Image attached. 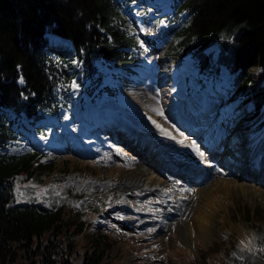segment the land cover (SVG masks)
Returning a JSON list of instances; mask_svg holds the SVG:
<instances>
[{
	"label": "trees",
	"instance_id": "trees-1",
	"mask_svg": "<svg viewBox=\"0 0 264 264\" xmlns=\"http://www.w3.org/2000/svg\"><path fill=\"white\" fill-rule=\"evenodd\" d=\"M137 1L0 0V264H111L107 232L89 233L97 209L76 207L54 161L28 148L19 128L46 131L36 121L68 110L72 83L84 103L109 92L106 69L134 72L140 40L125 10ZM171 2L172 13L159 17L175 31L166 54L191 57L199 82L224 69L229 102L253 101L256 116L264 108V0ZM48 33L68 39L74 56L55 53Z\"/></svg>",
	"mask_w": 264,
	"mask_h": 264
},
{
	"label": "rangeland",
	"instance_id": "rangeland-1",
	"mask_svg": "<svg viewBox=\"0 0 264 264\" xmlns=\"http://www.w3.org/2000/svg\"><path fill=\"white\" fill-rule=\"evenodd\" d=\"M164 2L142 0L143 8L139 9V15H132L131 32L141 39L140 59L133 68L134 73L121 70L117 79L108 75V82L116 89L113 98L104 97L96 103L88 102L83 107L82 101L73 95L70 111L62 116L61 122L54 121L55 126L48 124L51 132L46 138L23 129L21 131L29 148L44 153L49 160L54 161L53 174L57 179H62L66 189L86 195L91 206L102 201L105 215L94 221L89 233L92 234V229L107 230L111 240L108 257L111 264H264V183L249 179L245 169H242L258 151L257 160L261 156L264 158V126L258 127L264 120V108L254 116L252 102L237 110L224 95L213 97L215 91L205 92L203 97L214 108L209 123L200 128L207 146L199 142L201 136L189 138L186 135L188 130L180 122L181 119L177 120V114L169 112V100L172 97L178 104L189 100L187 109L182 108L184 118L189 121H196L203 116L198 109H203L204 104L201 100L193 102L192 98L198 93L195 92L196 82L185 73L186 62H176L165 54L172 36L156 21L153 13L156 8H166L167 4L170 6L167 0L166 5L162 4ZM147 6L152 8L146 9ZM62 42L52 40L51 44L55 45L53 50L61 57L70 59L74 56L73 48ZM258 70L251 69V76ZM219 82L216 86L227 84L226 80ZM101 105L116 107V118L120 122L118 126L123 127V123L130 120L141 123L135 125L134 131L139 130L146 142L149 139L143 130L161 134L159 140L166 142L165 136L174 138L173 145L182 150L188 147L186 154L190 155L187 158L189 164L195 165L193 170L198 167L199 171L206 169L210 174L206 175L208 180L198 187L193 184L186 185L185 189H177L174 185L172 187L171 178L165 173L161 175L157 169L153 170L138 159V149L135 152L131 149L135 155L123 146L112 148L115 146L112 141H109V148L94 144L89 137L93 127L87 118H95ZM224 115L228 125L225 128L220 126L217 130L216 127L212 128L221 122L220 118ZM173 118L177 121H173ZM157 124L170 135L163 136ZM224 134L226 137L222 140ZM210 135L217 140L215 144L208 142ZM190 143L196 145V151H192ZM254 145L256 149L251 151ZM216 150H220L217 155ZM193 160L202 167H197ZM139 164L148 167L146 174L139 171ZM263 165L264 159L258 166L263 169ZM220 169L225 173H218ZM216 174L231 179L237 188L229 193L224 186L214 193L220 196L224 209L212 216L208 235L189 233L187 228L193 223L190 219L197 205L193 191L205 187L203 190L211 193L214 187L209 184L218 181ZM148 177L153 179L148 180ZM57 179H52L54 187ZM128 182L135 183L130 186ZM36 188L42 190L43 186L36 184ZM187 191L191 193L187 194ZM86 212L84 210V214ZM169 212L173 214L171 220L165 216ZM156 217L162 222L156 223ZM163 222L170 224L168 229L161 230ZM244 234H249L247 242L242 240Z\"/></svg>",
	"mask_w": 264,
	"mask_h": 264
},
{
	"label": "bare ground",
	"instance_id": "bare-ground-1",
	"mask_svg": "<svg viewBox=\"0 0 264 264\" xmlns=\"http://www.w3.org/2000/svg\"><path fill=\"white\" fill-rule=\"evenodd\" d=\"M106 116L109 117V115L106 114ZM117 116V115H116ZM113 120V119H112ZM121 122H125V121H122ZM124 124V123H123ZM126 124V123H125ZM118 125V123H117ZM131 125L127 126L126 128L130 129ZM123 128L125 129V127L123 126ZM136 129V128H135ZM134 129V130H135ZM135 132V131H133ZM151 137H148V141L146 142V138L142 137V135L139 134L138 138H137V142L138 144L144 146V148H152V150L154 149V153L153 155L154 156H159V152H161V156L158 157V159L160 160V163L163 164V163H167V161H164V159L162 158V156L166 157V158H179L180 160L184 159V160H187V158L190 156H188L186 154V149L188 147H186L185 149H179L177 147H174V146H171L169 145L166 141L164 140H155V141H152L151 140ZM216 139L214 138H211V135L210 137H208V142L211 143V144H215L216 143ZM167 144L169 145V147L171 148V150L173 151V153H175V157L173 156H170V155H167L165 152H164V149L162 148L161 145L163 144ZM149 144V145H148ZM190 147L193 148L192 151H196V145L193 144V143H190ZM146 148V149H147ZM152 150H150L148 153L151 154L152 153ZM260 152L258 151L254 156L253 158H251V162L253 161H256L257 158L259 157L258 154ZM178 156V157H177ZM177 161V159H176ZM172 163V162H170ZM205 163V162H204ZM139 171L140 172H143L144 174L147 173V170H148V167H143L142 165L139 164ZM145 166V165H144ZM149 166V165H148ZM195 165L193 163L189 164L188 162V165L186 164V166L184 168L186 169H189V171L193 172V173H196V174H202V171H204L203 169H201L200 171L198 170V166L199 165H196L198 168L194 169L192 167H194ZM150 167V166H149ZM208 172V171H207ZM209 174V173H208ZM214 175V174H213ZM217 179L218 181L217 182H213L211 184H209L210 187H214L212 190L211 193H207L205 190V187L204 188H196L194 191H193V196L196 197V200H197V205H196V208H195V212L193 213V216H191V219L190 221H192L193 223H190L188 225V228H187V231L189 233H194V232H199L203 235H208L209 232H210V224H211V218L212 216L217 213L218 211H222L224 208H223V205L222 203H220L221 199H220V196L219 195H215L214 193L217 192V191H220V189H222L224 186L225 188H227V191H229V193L231 191H233L235 188H237V185L234 181H232L231 179H225L226 177H224L223 175L219 176L216 174ZM215 176V177H216ZM200 177H204V176H200ZM153 179V177H148V180H151ZM216 179V178H215ZM225 180V182H223ZM170 181L172 182V187L174 185V187H176L177 189L179 187L185 189V184L184 182L181 181V179H178V178H171ZM135 182H128L127 185H132L134 184ZM162 184V183H161ZM157 185V184H156ZM158 186V185H157ZM162 186V185H161ZM208 186V187H209ZM198 187V186H197ZM222 187V188H221ZM158 188H160L158 186ZM189 189V188H187ZM160 191H162L163 189H159ZM169 190V189H168ZM188 192V191H187ZM186 193V192H185ZM191 192H188L187 194H189ZM166 194V193H164ZM165 197V196H164ZM183 197V196H182ZM166 198V197H165ZM157 218V217H156ZM158 219V218H157ZM157 222H159V220H156ZM171 223V222H170ZM170 226V224L168 225L167 222H163L161 227L162 229L161 230H166L168 229ZM241 231V230H240ZM249 235V234H248ZM248 235L244 234L242 240L244 242H247L248 241Z\"/></svg>",
	"mask_w": 264,
	"mask_h": 264
},
{
	"label": "snow or ice",
	"instance_id": "snow-or-ice-1",
	"mask_svg": "<svg viewBox=\"0 0 264 264\" xmlns=\"http://www.w3.org/2000/svg\"><path fill=\"white\" fill-rule=\"evenodd\" d=\"M161 115H163L162 112H160ZM153 123H155V121H153ZM157 128H160L161 129V132L164 134V135H170L166 130H164L159 124L156 125ZM201 156H203V153H200Z\"/></svg>",
	"mask_w": 264,
	"mask_h": 264
}]
</instances>
